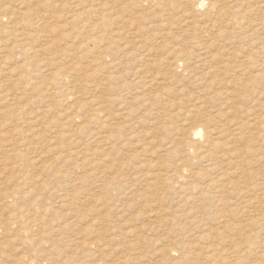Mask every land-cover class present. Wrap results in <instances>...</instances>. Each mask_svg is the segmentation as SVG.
Segmentation results:
<instances>
[{"label": "rangeland", "instance_id": "374dc122", "mask_svg": "<svg viewBox=\"0 0 264 264\" xmlns=\"http://www.w3.org/2000/svg\"><path fill=\"white\" fill-rule=\"evenodd\" d=\"M226 1L0 0V264H264V0Z\"/></svg>", "mask_w": 264, "mask_h": 264}, {"label": "bare ground", "instance_id": "6f19581e", "mask_svg": "<svg viewBox=\"0 0 264 264\" xmlns=\"http://www.w3.org/2000/svg\"><path fill=\"white\" fill-rule=\"evenodd\" d=\"M43 1V0H42ZM209 1V4H210V6L213 8V9H217V11H216V15L218 16V18L219 17H222L221 19H223V17H228L229 19H231V20H234V18L236 17L234 14H236L235 12H233V11H231V9L230 8H228V7H225V6H223V3L224 2H227L226 0H208ZM255 1V0H254ZM39 2V1H38ZM139 2V1H138ZM143 2V1H142ZM190 2H191V5L192 6H199V7H201L203 4H205L204 3V0H190ZM234 2V1H233ZM35 3V2H34ZM262 3V2H261ZM30 4V3H29ZM53 4V3H52ZM51 4V5H52ZM158 3H156V5H157ZM256 4V3H255ZM258 4H260V3H258ZM7 5V4H6ZM25 5H27V4H25ZM37 5H39L38 3H37ZM190 5V4H189ZM249 5V4H248ZM253 5V4H252ZM262 5V4H261ZM245 6H247V5H245ZM3 7V6H2ZM203 7V6H202ZM253 9H254V7L253 6H251ZM48 8V7H47ZM191 8V7H190ZM250 8V7H249ZM3 9H4V7H3ZM29 9V8H28ZM34 9V8H33ZM54 9V8H53ZM109 9V8H108ZM251 9V8H250ZM258 9H261V8H258ZM11 10H13L12 9V7H11ZM22 10V9H21ZM24 10H25V8H24ZM27 10V9H26ZM44 10V9H43ZM255 10V9H254ZM14 11V10H13ZM190 11V10H189ZM253 11V10H252ZM15 12V11H14ZM13 12V13H14ZM17 12V11H16ZM34 12V11H33ZM36 12V11H35ZM45 12V11H44ZM50 12V11H49ZM186 12V11H185ZM196 12V11H195ZM3 14V13H2ZM11 14V13H10ZM21 14V13H20ZM36 14V13H35ZM39 14V13H38ZM53 14V13H52ZM183 14V13H182ZM9 15V14H8ZM15 15V14H14ZM49 15V14H48ZM206 15H210L211 16V14L210 13H206ZM237 15V14H236ZM17 16V15H16ZM36 17V16H35ZM65 17H67V16H65ZM182 17H185V15L184 16H182ZM37 18V17H36ZM45 18H47V17H45ZM52 18V17H51ZM9 19V18H8ZM14 19H16L15 17H14ZM34 19V18H33ZM55 19V18H54ZM11 20H13V19H11ZM17 20V19H16ZM18 20H19V18H18ZM21 20V19H20ZM23 20V19H22ZM38 20V19H37ZM49 20V19H48ZM40 21V20H39ZM41 21H43V20H41ZM57 21V20H56ZM216 21V20H215ZM15 22V21H14ZM31 22H34V21H31ZM228 22V21H227ZM43 23V22H42ZM41 23V24H42ZM86 23H88V22H86ZM211 23V22H210ZM217 23V22H216ZM35 24V23H34ZM44 24V23H43ZM215 24V23H214ZM18 25V24H17ZM203 25V24H202ZM210 25V24H209ZM40 26V25H39ZM211 26V25H210ZM33 27V26H32ZM201 27V26H200ZM216 26H214L213 28H215ZM26 28V27H25ZM36 28V27H35ZM87 28V27H86ZM217 28V27H216ZM9 29V28H8ZM18 29V28H17ZM46 29V28H45ZM207 29H209V28H207ZM220 29H222V28H220ZM11 30V29H10ZM260 30V29H259ZM1 31V30H0ZM4 31V30H3ZM34 31H35V29H34ZM218 31V30H217ZM220 32V31H219ZM217 33V32H216ZM1 34V33H0ZM7 34V33H6ZM5 34V35H6ZM12 34V33H11ZM8 35V34H7ZM217 35V34H216ZM9 36H12V35H9ZM17 36H19V38L17 37L16 38V40H21V41H23V43L25 44V46H27V49H29V47H28V45H30V43L28 42L29 41V39H28V37H24L23 36V34H18ZM94 36V35H93ZM10 38V37H9ZM15 38V37H14ZM47 38V37H46ZM45 38V39H46ZM12 39V38H11ZM33 39V38H32ZM49 39V38H48ZM89 40H92V39H90L89 38ZM88 40V41H89ZM93 40H96V39H93ZM264 40V39H263ZM3 41H4V39H3ZM7 41V40H6ZM5 41V42H6ZM87 41V42H88ZM47 42V41H46ZM86 42V43H87ZM129 42V41H128ZM29 43V44H28ZM258 43V42H257ZM3 44V43H2ZM8 44V43H7ZM12 44V43H11ZM258 45V44H257ZM262 45V44H261ZM260 45V46H261ZM263 45H264V42H263ZM36 46V45H35ZM41 46V45H40ZM6 47V46H5ZM10 47V46H9ZM259 47V46H258ZM25 48V47H24ZM37 48V47H36ZM35 48V49H36ZM210 49H211V47H209ZM255 48H257V47H255ZM108 49V48H107ZM258 49V48H257ZM256 49V50H257ZM1 50V49H0ZM8 50V49H7ZM200 50V49H199ZM198 50V51H199ZM2 51V50H1ZM26 51V50H25ZM190 51H191V49H190ZM189 51V52H190ZM203 51V50H202ZM5 53H7V52H5ZM11 53V52H10ZM44 53V52H43ZM216 53V52H215ZM1 54V53H0ZM183 54H184V56L182 55V56H180V57H177V59H178V61L180 60V59H184L185 58V51L183 52ZM191 54V53H190ZM192 54H194V51L192 52ZM203 54H205V53H203ZM258 54H259V52H258ZM206 55V54H205ZM261 55V54H260ZM13 56V55H12ZM253 57H254V55H253ZM1 58V57H0ZM31 59V58H30ZM47 59V58H46ZM261 59V58H260ZM8 60H9V58H8ZM103 60V59H102ZM11 61V60H10ZM24 61V60H23ZM104 61V60H103ZM199 61V60H198ZM102 62V61H101ZM204 63V62H203ZM202 63V64H203ZM104 64V63H103ZM15 65V64H14ZM13 65V66H14ZM105 65V64H104ZM109 65V64H108ZM116 65V64H115ZM201 65V64H200ZM226 65V64H225ZM12 66V65H11ZM176 66H178V63H174V69L176 68ZM210 67H212V66H210ZM11 68V67H10ZM108 68H109V66H108ZM184 68H185V66H184ZM214 68H217V67H214ZM220 68V67H219ZM224 68V67H223ZM212 70H213V68H211ZM221 69H222V67H221ZM208 70V69H207ZM216 70H218V69H216ZM220 70V69H219ZM215 72H219V71H215ZM14 73V72H13ZM12 73V74H13ZM4 74V73H3ZM16 75V74H15ZM17 75H18V73H17ZM21 75V74H20ZM216 75V73H214V75L213 76H215ZM8 76H10V75H8ZM19 76V75H18ZM18 76H15L16 78L18 77ZM11 78V77H10ZM2 80V79H1ZM3 81V80H2ZM7 81V80H6ZM19 81V80H18ZM27 82V81H26ZM2 83V82H1ZM13 83V82H12ZM20 84V83H19ZM79 84H82V83H79ZM95 84H96V82H95ZM245 85V84H244ZM78 86V85H77ZM246 86V85H245ZM242 87H243V85H242ZM82 89V88H81ZM77 90V89H76ZM119 90H120V88H119ZM228 90V89H227ZM78 91H79V89H78ZM229 92H231L230 90H229ZM0 93H2V92H0ZM232 93V92H231ZM235 93V92H234ZM73 95L72 94H70V95H67V97L66 98H68V97H72ZM105 100V99H104ZM67 101V100H66ZM95 106V105H94ZM101 106V105H100ZM97 107V106H96ZM96 107H95V109H96ZM102 107H103V105H102ZM256 107H257V105H256ZM105 108H107V107H105ZM97 109H99V108H97ZM104 109V108H103ZM250 109V108H249ZM248 109V110H249ZM102 110V109H101ZM107 110H108V108H107ZM95 111H98V110H95ZM96 113V112H95ZM94 114V113H93ZM103 114V113H102ZM107 114H108V112H107ZM111 114V113H110ZM106 115V114H105ZM109 115V114H108ZM109 116H111V115H109ZM92 117V116H91ZM91 117H90V119H91ZM106 117V116H105ZM104 117V118H105ZM261 117V116H260ZM78 118V117H77ZM98 118V117H97ZM99 119H101V118H99ZM103 119V118H102ZM101 119V120H102ZM110 119V118H109ZM256 119V118H255ZM259 121V120H258ZM100 122V121H99ZM102 122V121H101ZM254 123H256L255 121H254ZM240 124V123H239ZM239 124H236V126L237 125H239ZM240 126V125H239ZM239 126H238V128H239ZM237 128V127H236ZM192 132V134L196 137L197 135H200V133L202 132V127H201V125L200 126H198V127H196L195 129L193 128V130L191 131ZM234 135V134H233ZM107 136V140L108 139H110V135H106ZM201 136V135H200ZM203 136V135H202ZM192 148V147H191ZM105 164H107V163H105ZM156 166V165H155ZM181 167V166H180ZM175 168V167H174ZM181 168H185V165H182V167ZM159 169V168H158ZM173 170V169H172ZM175 170L177 171L178 169H177V166H176V168H175ZM181 170V169H180ZM159 171V170H158ZM161 171V170H160ZM163 171V170H162ZM167 171H168V169H167ZM165 172V171H164ZM155 173V172H154ZM169 173V172H168ZM168 173H162V172H159V173H157L156 175H157V180L158 181H166L167 182V180H169L170 181V179H172L173 178V175H174V173H172L170 176H169V174ZM178 173V172H177ZM180 174V173H179ZM184 176V175H183ZM153 178V177H152ZM155 179H156V177H154ZM184 178V177H183ZM185 179V178H184ZM154 180V179H153ZM176 181H178V180H176ZM175 182V181H174ZM109 183V182H108ZM159 183V182H158ZM164 183V182H163ZM110 184V183H109ZM162 184V183H161ZM182 185V184H181ZM183 186L186 188V186L183 184ZM115 187H116V185H115ZM184 187H181V188H184ZM184 188V189H185ZM186 190V189H185ZM117 195H118V193H117ZM3 198V197H2ZM27 211V210H26ZM29 211V210H28ZM163 215V214H162ZM164 216V215H163ZM156 217H160L159 215H157ZM164 217H166V216H164ZM155 218V217H154ZM90 244V243H89ZM86 245H88V244H86ZM95 246V245H94ZM170 249V248H169ZM172 249V248H171ZM238 249V250H237ZM237 249H234V250H232V251H230L229 253H227L222 259H224V260H226L227 262H229V263H231V262H236V260L238 259V255H239V251H241V249H240V247H238ZM91 250V249H90ZM176 250H174V252H175ZM170 252V251H169ZM168 252V253H169ZM208 257V256H207ZM141 259H143V258H141ZM140 259V260H141ZM142 262V261H141ZM143 262H145V261H143ZM146 263V262H145ZM142 264V263H141Z\"/></svg>", "mask_w": 264, "mask_h": 264}]
</instances>
